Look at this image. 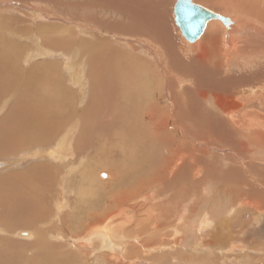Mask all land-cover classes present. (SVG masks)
Segmentation results:
<instances>
[{"label": "bare ground", "instance_id": "6f19581e", "mask_svg": "<svg viewBox=\"0 0 264 264\" xmlns=\"http://www.w3.org/2000/svg\"><path fill=\"white\" fill-rule=\"evenodd\" d=\"M43 1L51 2V0ZM83 1L85 4L82 7L84 8L94 10L101 8L109 12H116L123 16L124 20L131 21L132 26H128L125 22L118 24L123 29L121 32L131 36V47L135 44L133 42H140L133 41L132 37L146 40L148 44L146 43L144 48L148 51V57L145 58L146 60L134 56L130 59L107 43H93L89 39L87 40L85 35L79 39V31L75 30L78 26L73 27L74 25L66 28V25L63 26L64 28L53 25L54 29L56 28V32H53L55 35H52V32L48 34L49 32L46 30L50 28V25H42L41 22L35 24L36 18H48L45 15L46 12L42 14L36 11L38 8L34 9L31 6H21L25 11H16L24 17L27 16L25 20L13 15L0 17V115L2 112L4 113L0 116V125L1 127L4 125V128L0 127V129L6 132L0 135V155L2 153L13 155L23 148H27L26 150L23 149L27 151L36 146V149L40 148L43 151L45 149L47 156L54 161V163L34 166L32 169L28 168L30 169L29 175L28 173L20 175L13 173V175L0 180L4 184L6 181L10 186H13L12 182H15V186H19L17 185L19 183L28 185L27 188L20 187L19 190L21 191L15 187L18 191H13L14 194L9 191L12 195L10 199L0 194V225L9 220L15 222L25 218V216L26 218H28L27 216L36 217L38 211L43 212L48 207L44 210L41 208L54 203L55 208H52L56 211L55 218L64 227H68L69 222L79 219V216L82 218L77 222L79 228L75 232L79 234L78 236H82V239H79L82 245L100 242L106 249L119 256L120 252L125 249V241L129 240L128 237L130 236L135 237L136 240L143 234L151 236L152 233V236H165V232L162 234L156 232L165 231L162 229L163 226L173 227V224L182 218L183 212L185 214L187 211L185 210L186 203H183L185 207L177 210L179 212L178 215L175 213L177 220H174L171 225L162 221L169 219L164 207L163 209L150 208V210H157L155 211L157 214L151 211L153 212L151 216L156 219L152 218L153 225L150 227L147 226L149 223L146 225L143 220L136 221L132 215L133 212L124 207V209L120 207L114 213L107 212L106 218L104 215L96 217V212L102 206L100 199H102L103 194L100 196L101 194L96 190V187H90V184L92 185L90 171H86L84 168V172L76 174L77 169L72 168L73 166L71 167L70 164H73L77 158L82 159V157L89 158L91 156V145L100 144L101 127L116 129V131L115 129L112 130L114 136L111 140L112 143L115 142L114 139L117 140V144L121 147L122 158L118 159L116 155H113L101 163L102 166L107 167L110 159H113V169H111L113 183L107 187V194L104 196L109 202L107 210L111 206L121 205L128 197L127 195L130 194L129 192L136 191V189L139 191L146 189L148 191L146 196L149 195L152 199L159 197V195H152L153 192L157 191L160 194V189L170 190L175 187L177 193L172 192V189L171 192L176 196L179 194L183 198L182 193L186 195L193 193V190H198L205 184L202 192L206 194L208 185L213 182L209 180H215L216 183L221 181L223 176L220 178V174L216 175L219 173L216 170H224V162H228V164L224 163L227 172L226 177H230L233 172L245 171V166L249 167V174L258 173L255 170L258 165H256L255 158L260 154L264 156V0H198L197 2L201 6L226 17V19L228 18V21L226 23L220 20L209 21L203 34L194 43L188 42L176 25L177 32L184 44L181 51L177 49L172 32L166 28L168 25L162 14V9H164L162 3L158 4L154 0ZM197 2L194 1L195 4H198ZM27 18L33 19L35 27L31 25L32 22H26ZM88 20L92 23L99 22L91 16ZM95 23L94 25H96ZM21 24H25V26L23 27ZM100 24L101 22H99ZM116 25L110 23L109 27ZM30 36L34 42L36 40L39 43L37 47L47 51L50 56L55 53L61 54L56 50L58 43H65L62 48L70 58V60L67 58L70 62L60 67L50 63L48 65L47 62L23 67L25 62L31 61L30 57L24 60L23 54L29 52L31 55V49L18 43H12V39L28 40L27 38ZM92 40L96 41V38L93 37ZM47 47L54 49V51ZM34 55L37 56L36 53ZM103 64L109 66L110 77L104 75L107 74V70L104 69L105 73L102 72ZM57 68L62 71L64 77L62 75L61 77H52V73ZM234 72L241 73L229 75V73ZM68 73L70 77L67 76ZM73 84L81 91L85 85L84 88L88 87L87 89L98 92L100 98H104L103 104L100 106V101H94L87 107H85L86 105L83 108L80 107L78 103L76 104V95L82 92L76 94L73 89L74 86H71ZM69 86L70 88H68ZM108 94L122 99L119 100V108H112V111H109L105 107L110 100L107 97ZM94 95L96 94L94 93ZM51 99H54V103L56 100L57 102L51 103ZM69 99L75 103L69 112L71 113L70 116L65 112L68 109ZM110 103H113L112 100ZM11 105L13 106L11 107ZM120 113L125 116L122 117ZM10 116L11 118L14 117L15 120H11ZM105 119L109 120L108 124H106ZM74 132L78 133L75 146L72 145ZM189 138L195 139L199 147L203 142H208L219 145L221 148H227L231 153L226 156L223 154L225 158L222 163V160L217 157L218 155L208 156L204 149L191 147L188 143ZM129 147L132 151L128 152L127 148ZM38 154L41 153L38 152ZM128 155L129 158H127ZM232 155L240 160L236 159L237 163H235ZM241 155L244 159H241ZM50 158L48 159L50 160ZM71 159L72 163H68ZM92 160L87 159L88 163ZM241 160H243L242 163ZM85 162L86 160L83 164ZM79 163L81 162L79 161ZM94 164H98V162L93 161L91 165ZM262 165L260 166L262 167ZM7 166V162H0V170ZM78 166L83 167L82 165ZM201 174H203L202 178L200 177L201 179L197 182L196 180L195 183L191 181L193 177H198ZM30 176L33 177L27 180ZM78 177L79 179H77ZM226 179L224 176L225 181L223 182L225 183L223 185L229 183ZM257 179L259 183L264 185V180H259V177ZM79 181L84 183L88 181L90 188L87 191L91 190L90 194H87L85 189L75 191ZM190 182L193 184L187 187ZM247 183L246 180L244 184ZM122 190H124L123 193ZM166 193L169 192L166 191ZM194 193L196 194L197 191ZM72 194L77 196L74 202H72L74 197ZM88 195L91 197L88 198ZM191 196L187 195V199ZM202 196H204L203 193L197 199H201ZM110 198L112 201H109ZM193 202L198 203L199 201L195 199ZM248 204L254 208L258 206L255 202L248 201ZM161 205L163 206V204ZM169 206L171 207V203ZM259 206L262 208L261 210H264V201L262 204L260 202ZM193 208L195 206L190 210ZM187 209L189 211V208ZM83 213L84 217L81 216ZM157 215L160 216L157 217ZM206 215L209 216L207 213H194L196 218H188L187 221L184 219L180 230L171 228L169 235H183L182 240L184 241L190 239L188 236L193 235L198 230L204 234L211 229L215 231L216 227L212 226L214 219L207 220L208 216ZM206 217L207 219H205ZM87 220L92 221L86 225ZM134 223L136 224L133 226ZM21 225L28 226L29 222L21 221ZM33 228L35 227L32 226ZM117 229L120 231H116ZM2 232L5 231L2 230ZM41 234H43V230ZM34 236L36 237L35 234ZM42 236L46 237L47 233L44 232ZM52 236L63 237L65 235L60 231L56 234L52 233ZM214 236H218L216 232ZM144 238L143 236V240L142 238L141 240L144 241ZM38 239L40 244L43 243L45 246L51 247L50 243L44 241V238V240L40 237ZM176 243L178 242L176 241ZM173 245L176 244L173 242ZM1 246L3 248V245ZM126 254L128 255V252ZM5 256L4 254L0 256V264L8 262ZM106 256L108 255L106 254ZM113 256L115 255L113 254ZM14 258L12 257V259ZM129 258L131 261L135 257L129 256ZM131 262L133 264L134 261ZM45 264L47 263L45 262Z\"/></svg>", "mask_w": 264, "mask_h": 264}, {"label": "rangeland", "instance_id": "374dc122", "mask_svg": "<svg viewBox=\"0 0 264 264\" xmlns=\"http://www.w3.org/2000/svg\"><path fill=\"white\" fill-rule=\"evenodd\" d=\"M154 1L157 2L158 4L162 3V8H164V9H162L163 12L162 11L161 12L163 14V17L166 18L167 25H168V27H166V28L172 32V35L175 37V43H176L177 49L179 51H181V47L184 45L182 42L183 39L179 36V34L177 32V26H176L175 21H174V13H172L176 0H154ZM194 1L197 2L198 0H194ZM83 2H84L83 0H51V2L43 1V0H0V17L13 15L14 17H18L22 20H25L27 16L24 17V15L23 16L20 15L19 12L21 10L25 11V9L22 8L23 6H31L34 9L38 8V9H36V11H38L42 14L46 12L45 15H47L48 18L47 19L36 18L37 20H36L35 24L36 23L40 24V22H41L42 25H46V24L50 25V28L49 29L47 28V30H46L49 32L48 34H50L52 32L51 34L55 35L54 33L56 32V28L54 29L53 25H57V26L62 27V28H64L63 26H65V25H66L65 28L67 26L71 27L74 25L73 27L78 26V28L75 30L79 31V36H78V37H80L79 39H82V37H83L82 35H85L86 37L85 36L84 37L87 40L89 39L93 43H97V44H98V42L107 43V45H111L112 48H114L115 50H118L124 56H126L127 58H130V59H132L133 56L135 58H140V59H145L146 57H148V54H147L148 51L145 50V48H144L148 44L146 40H144L142 38H138V37H134V38L132 37L133 41L137 40L140 42H133L135 44H133V47H131V44H132V41L130 40L131 36H129L127 33L124 34V32L123 33L121 32L123 29L121 27H119L118 24H120L121 22H125L128 26H132L131 21H128V19L124 20L123 16L119 15L116 12L115 13L112 11L109 12V11H107L105 9H101V8H99V9L97 8L95 10L89 9V8H84L82 6L85 4V2L84 3ZM48 3H51V4H48ZM16 11H19V12H16ZM90 16L92 18L94 17L95 19H97V21L101 22V24L99 25V22H97V23L93 22L92 23L91 21H89L88 18ZM14 20H12L13 23H15ZM40 20H42V21H40ZM15 21H17V20H15ZM26 22H32L31 25L33 27H35V24H34V21L32 18L31 19L27 18ZM94 23L98 26L94 25ZM110 23H112V25H115V24H117V25L109 27ZM22 25L23 24H21V26ZM60 25H62V26H60ZM84 25L86 26V28ZM24 26H25V24L23 25V27ZM106 26H108V27H106ZM174 26H176V27H174ZM81 30H83V31H81ZM93 37L96 38V41L92 40ZM117 37H119V38H117ZM121 37H123V38H121ZM27 39L28 40L12 39L13 40L12 43H18L20 45H24V46L31 49V52H32V53H30L31 55H29V52H26L25 55L23 54L24 60H26L29 57L31 58L30 59L31 61L28 60L30 62H25L23 64V67H26V65H37V64L42 63V62L43 63L47 62V64L50 63L53 66H59L60 67V66H63L64 64H67L70 62L69 61L70 58L64 52V48H62L63 45L65 46V43L64 44L58 43L59 45L57 46L56 50L58 52H61V54L55 53L53 56H50V55H48L49 53L47 54V51L41 50L39 47H37V45L39 43L36 40L34 42L32 36H30ZM9 41H11V40L9 39ZM47 48H49V47H47ZM49 49L54 51V49H52V48H49ZM35 53L37 56L34 55ZM67 58H69V60ZM183 58H184V55H183ZM186 60H188V59H186ZM53 62H54V64H53ZM80 62L84 63L85 61H80ZM107 63H109V62L107 61ZM47 64H45V65H47ZM50 64H48V65H50ZM103 66H104V68H103L102 72L105 73L104 69H105V71L107 70L108 71L107 74H104V75L107 77H110L109 76L110 75L109 74L110 69L108 68L109 66L106 64H103ZM55 71H58V72L56 73ZM239 73H241V72L229 73V75L239 74ZM61 75L64 77V74L62 73L61 70H59V68L54 70V72L52 73V77H56V76L61 77ZM67 76L70 77L69 73ZM71 86H74V84ZM84 87H86V86L85 85L83 86L84 92L81 91L76 86H74V88H73L76 91V94H78L80 92L83 93V95H82V93L76 95V98H77L76 104L78 103L79 106L83 108L85 105H86L85 107L89 106L94 101H98V102L100 101L99 105L101 106L104 102V98H100V94L98 92L91 90V89H87L88 87L87 88H84ZM68 88H70V86ZM94 93L96 95L93 96ZM85 96H86V99H85ZM107 97H108V99L110 98V100H112V102H113V103H110V100H109V102L107 103V106H105L109 109V111H112L111 110L112 108L113 109L119 108V106H118L119 100H122V99H119V97L111 96L110 94H108ZM120 97H122V95ZM113 98H115V99H113ZM114 100H116V101H114ZM79 101H80V103H79ZM56 102H57V100H56ZM51 103H54V99H51ZM73 104H75V103L69 99L68 100V109L65 110V112L67 113L68 116H70L71 113H69V112L74 107ZM12 106L13 105H11V107ZM121 109H122V107H121ZM3 114L4 113L2 112L0 116H2ZM121 114L122 113H120V115ZM124 116L125 115L122 114V117H124ZM10 118H11V116H10ZM105 118H106V116H105ZM12 119L15 120L14 117H12L11 120ZM105 122H106V124H108L109 120L105 119ZM0 127H1V125H0ZM104 127H101L102 133H100L101 134L100 135L101 136L100 137V144L99 145H97V144L91 145V151H90L91 154L89 152V154L91 156H89V158L88 157H82V159L77 158L73 164H70L71 167L73 166L72 168L77 169L76 174H80V172L81 173L84 172V168L86 171H90V174H92L91 175L92 179H90V182L92 183V185L90 184V187H96V190H98L101 194L100 196H102V194H103L102 199H100L102 201V206L99 209V211L96 212V217H102L104 215V217L106 218L107 215H105V214H107V212L114 213L120 207H122V209H124V208L129 209L131 212H133L132 215H133V217H135L136 221L137 220H143L146 222L145 223L146 225L149 223L147 226L150 227L153 225L151 222V221H153L152 218H155V217H152L151 215L153 212L157 211V210H155V211L150 210V208L155 209L156 207H158L159 209H163V207H164V210H166L168 213L169 219L168 220H162V221L167 222L168 225H171L172 223H174V220H177V217H175V213H176V215H178L179 212L177 210H180L183 207H185V205H183V203L184 204L186 203V209L185 210H187V211H185V214L183 212L182 218L179 219L178 222L176 221L173 224V227L172 226H168V227L163 226L162 229H164L165 231H162L161 233H159L158 231L156 232L157 234H162L165 232L164 233L165 236H160V235L152 236L153 234L151 233V236H149L148 234H145V235L143 234L141 237H138L139 238L138 240H136L135 237L133 238V236L128 237L129 240H126L124 243L125 249L123 250V252H120V254L118 256L114 252H112L111 250H108L104 246H102L100 242H98V243L95 242L96 244H94V243L88 244V245L86 244V246L82 245L80 243L82 236H78L79 234L75 233V232H77V230L79 228V224L77 222H79L81 217L79 216V219L74 220L72 222H69L68 227H64L63 224H61L60 221L55 218L54 214L56 211L54 210L55 204L53 203V204L44 206L43 209L41 208V210H44L45 208L48 207L47 209L44 210L46 212L38 211L36 214V217L35 216L34 217L27 216L28 218H26V216H25V218H21L19 220H16L15 222H14V220L13 221L9 220L5 223H1V225H0V249H3V248L4 249L0 251V254H1L0 256H2L3 254H4V256L6 255L5 258L8 261V262H6V264H23L24 262H25L24 264H45V262L47 264H108L109 262H110L109 264H117V263L118 264H128V263L132 264V262H131L132 260L134 261L133 264H264V210H261L262 208L259 206V203L261 202V204H262V202L264 201V185L259 183L258 179H257V177H259V180L260 179L264 180L263 179L264 178V167H263L264 166V159H263L264 156L262 154L259 155L260 157L256 156V158H255L256 159V161H255L256 165L258 164L257 169H255L258 171V173L255 171L257 174L256 173L254 174V172H253V174L252 173L249 174V172H250L249 167L245 166V168H244L245 171L243 170L241 172L240 171L239 172H233V174L230 177H226L227 172H226V166L224 165L225 162L223 163L224 158H225L223 156V154L226 156L228 153H231V151L229 152L227 150V148H221V146H219V145L209 144L208 142L207 143L203 142V144H201V146L199 147L197 145V142L195 141V139L189 138L188 143L190 144L191 147L194 146V148L198 147L199 149H201V148L204 149L207 152L208 156H217L218 155L217 157L220 158L219 160H222V163H223V166L225 169L223 168L224 170H220V169L216 170L217 172L219 171V173H216V175L220 174L219 175L220 178H221V176H223L222 177L223 180L221 178V181L217 182V183L215 182V180H209V181H211V182L213 181V182H212V184H209V185L207 184L208 189H206L207 190L206 194L204 192H202L203 186L205 185L204 184L201 187H199L198 190L197 189L193 190V193L191 192L192 196H191V193L190 194L188 193L187 195L191 196L188 199H187V195L185 193H182L183 198H181L179 194L176 196V194H174L177 191L175 187L171 188L172 192H174V193L171 192V189L170 190L169 189H164V190L160 189V191H161L160 194L157 191L153 192L152 195H154V196L159 195V197L152 198V199H151V197H149V195L146 196V194L148 193V191H146V189L140 190V191H139V189L138 190L136 189V191L133 190V191L129 192L131 195L130 194H129L130 196L127 195L128 197L126 198V200L121 205L111 206L109 208V210H107V206L109 205V202H107V198H104V196H105V194H107L106 193L108 190L107 187H109L113 183V174L111 173V169H113V167H112L113 159L112 158L110 159V162L107 165V167H105L104 165L102 166L101 163L104 160H107L108 158L112 157L113 155H116V158L118 157V159L119 158L121 159L122 157H121V147H120V145L117 144V140L114 139V141H115L114 143H112V140H111V138L114 136V131H112V130L115 128H113V127L108 128L106 126H104ZM1 128H4V125H2ZM109 130H110V132H109ZM115 131H116V129H115ZM3 132L4 131L0 129V135ZM77 132H74L75 135L73 133V136H72V140H73L72 145H74V146H75L76 140L78 139V133L79 132L78 133ZM4 133H6V132H4ZM180 135H182V134H180ZM95 141H98V140H95ZM204 144H206V145H204ZM116 146H118V147L116 148ZM23 149L26 150L27 148H23ZM23 149L20 152H17L13 155H6L7 153L6 154L2 153L0 155V162H3V163L7 162L8 163V166L5 169L0 170V180L9 176V175H13V173L19 174V175L24 174V173H28L30 171V169H32L34 166H37V165H41V164H45V163H54V161L50 157L47 156L45 149H44V151L40 148L36 149V146H34V149H30L27 151H25ZM94 149H95V151H94ZM114 149H116V150H114ZM225 150H227V151H225ZM127 151L128 152L132 151L131 147L127 148ZM38 152L41 154H38ZM45 154L47 157L45 156ZM40 156H43V157H40ZM240 157H241V159L242 158L244 159L243 155H241ZM40 158H42V159H40ZM48 158H50V160ZM127 158H129V155L127 156ZM232 158L234 159L235 163H237L236 162L237 160H240L237 157H235L234 155H232ZM87 159L88 160L93 159V160L90 161V163H88L89 161H87ZM84 160H86V162L83 164ZM79 161L81 163H79ZM93 161L98 162V164L91 165ZM70 162L72 163V159L69 160L68 163H70ZM242 162H243V160H241V163ZM226 163L228 164V162H226ZM78 165H82L83 167L78 166ZM260 165H262V167ZM78 167H79V169H78ZM28 168H30V169H28ZM173 171H175V170H173ZM220 171L222 172V174ZM245 174L250 179L246 178L247 176ZM28 175H29V173H28ZM202 175L203 174L199 175L198 177H193V179H191V181L193 183H195L194 181L196 180V182H197L199 179L202 178L201 177ZM224 176H225V178H227L226 181L227 182L229 181V183L224 184L225 187L223 185V183H225V182H223V181H225ZM234 176H235V178H234ZM32 177L33 176L28 177L27 180L31 179ZM229 178H231V180H229ZM77 179H79V177ZM236 179H238V180H236ZM246 180L248 181V183L244 184V183H246ZM249 180H250L251 184L249 183ZM235 181L236 182L238 181V182L236 183ZM243 181H245V182H243ZM192 182H190L187 187H190V185L193 184ZM6 183H7L6 181H5V184H4V182H0V194H2L4 197H6L8 199L11 198V196H12L11 193L14 194L13 191H15L16 188L19 190L20 187L23 188V186H24L27 188V186H28V185H25L24 183L17 184L19 186H15L14 185L15 182H12L13 186H10L8 183L7 184ZM4 186H5V188H4ZM77 186L78 187L75 189L76 192L81 190V189H85L87 194L91 193V190L87 191L90 188L88 181L85 183L82 181H79L77 183ZM12 187H14V188H12ZM6 189H7V191H6ZM131 189H133V188H131ZM200 189H201V191H199ZM18 190H16V191H18ZM209 190L211 193L209 192ZM19 191H21V190H19ZM166 191L169 193H166ZM195 191H197L196 194L194 193ZM121 192L123 193L124 190H122ZM121 192H119V193H121ZM202 193L204 196H202L201 199L200 198L197 199V197H199L200 194H202ZM168 194H170V195L167 197ZM72 195L74 196L72 202H74V200L77 196L74 194H72ZM134 196H135V198H134ZM165 196H166V198H165ZM205 196H207L208 198ZM90 197H91V195H88V198H90ZM193 197H194V199H193ZM162 198H165V199H162ZM260 198H262V199H260ZM195 199H196V201L198 200L199 202L194 203L193 201H195ZM105 200H106V203H105ZM109 201H112L111 198L109 199ZM248 201L249 202H255L256 205H258L259 207L255 206V208H254L253 206L248 204ZM181 202H182V204H181ZM166 203H168V205H166ZM170 203H171V207L169 206ZM161 204H163V206ZM189 205H191L192 207L195 206V208H193L195 210V212L193 209L190 210L192 207ZM52 207H54V208H52ZM114 207H115V209H114ZM187 208H189V211ZM206 208H208V209H206ZM48 209L50 212L47 211ZM148 210H150V212H148ZM151 211H153V212H151ZM192 211H193V213H192ZM47 212H49L51 215ZM172 212H173V214H171ZM199 212H202V214L203 213L209 214V216L206 215V216H208V219H207V217L205 218L207 220L214 219V221L212 222V226L216 227V230L214 229L215 231H213V229H211L212 231L208 230L207 233L204 234L203 232L201 233V231L198 230L199 234H198V232L194 233L193 235L190 234V236H188V238H190V239L184 240V241L182 240L183 235H180V236L179 235H177V236H170L169 235L171 233V230H170L171 228H173L174 230H180V228L183 226V225L181 226V224H183V221H185V220L187 221L188 218H196L194 216V213L198 214ZM41 213H43L42 217H40ZM148 213H149V215H148ZM155 213L157 214V212H155ZM83 215H84V213L81 216H83ZM184 215H186V216H184ZM190 215H192V216H190ZM158 216H160V215H157V217ZM173 218H175V219H173ZM30 220H31V222H30ZM21 221L29 222V225L28 226L27 225H21ZM90 221H92V220H87L86 225H88L90 223ZM158 221H160V220H158ZM55 223H56V225H55ZM135 224L136 223H134L133 226ZM179 224H180V226H179ZM8 226H10V227H8ZM32 226L35 228L32 229ZM43 228L46 230H44ZM63 228L67 229L68 231L64 230ZM62 229H63V231H62ZM154 229H155V226H154ZM2 230H4L5 232H2ZM42 230H43V234H44V232H45V234L47 233L46 237L45 236L41 237V235H43V234H41ZM60 231L63 232L65 236H63V237L52 236V233L56 234ZM116 231H120V229H117ZM38 232H40L41 235L38 234ZM215 232L217 233L218 236H214ZM34 234L36 235V237L34 236ZM143 236L145 237L144 241H142ZM181 236H182V238H181ZM38 237H40L42 239L44 238L45 240L44 239L43 240L45 242L50 243L51 247L45 246V244H43V243L40 244ZM1 238H3V239H1ZM63 238H64V240H63ZM116 238L118 239V236H116ZM141 238H142V240H141ZM48 239H49V241H48ZM169 241H171V242H169ZM176 241L178 243H176ZM173 242L176 245H173ZM34 244H36V245H34ZM56 244H58V245H56ZM143 244H145V245H143ZM170 244H172V245H170ZM1 245H3V248ZM42 247H43V250H42ZM150 247H153V248L150 249ZM14 248H15V250H14ZM29 248H30V250H29ZM58 248L61 251H59ZM78 248H80V249L78 250ZM145 248H147V249L149 248V249L147 250ZM158 249H160V250H158ZM52 250L55 252H53ZM127 252H128V255L126 254ZM56 253H58V254L56 255ZM35 254L38 256H36ZM62 254H64V255H62ZM106 254L108 256H106ZM113 254L115 256H113ZM70 255H72V256H70ZM129 256L132 258L135 257L134 258L135 260L132 259L130 261ZM12 257L13 258L16 257V258L12 259ZM49 257H50V259H49ZM65 257H67V258H65ZM102 259H103V261H102ZM55 260H56V262H55ZM91 260H93V261H91ZM117 260H118V262H117ZM105 262H108V263H105Z\"/></svg>", "mask_w": 264, "mask_h": 264}, {"label": "water", "instance_id": "95a60500", "mask_svg": "<svg viewBox=\"0 0 264 264\" xmlns=\"http://www.w3.org/2000/svg\"><path fill=\"white\" fill-rule=\"evenodd\" d=\"M173 13L175 24L180 28L183 37L190 43L197 41L209 21L220 20L223 23L228 21V18L195 4L193 0H177Z\"/></svg>", "mask_w": 264, "mask_h": 264}]
</instances>
